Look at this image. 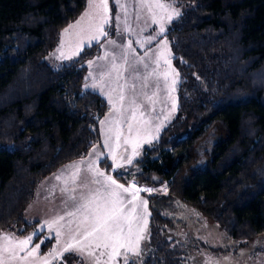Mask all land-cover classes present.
<instances>
[{
    "label": "trees",
    "instance_id": "16d2710c",
    "mask_svg": "<svg viewBox=\"0 0 264 264\" xmlns=\"http://www.w3.org/2000/svg\"><path fill=\"white\" fill-rule=\"evenodd\" d=\"M173 1L193 3L166 33L180 76L177 112L134 177L166 190L147 196L152 253L129 264H185L167 238L180 222L177 199L230 240L264 234V0ZM86 2L0 0V231L36 224L24 212L40 182L101 140L108 102L83 88L100 44L58 68L45 59ZM100 164L111 171L107 159Z\"/></svg>",
    "mask_w": 264,
    "mask_h": 264
},
{
    "label": "rangeland",
    "instance_id": "374dc122",
    "mask_svg": "<svg viewBox=\"0 0 264 264\" xmlns=\"http://www.w3.org/2000/svg\"><path fill=\"white\" fill-rule=\"evenodd\" d=\"M98 2V0H97ZM161 2L172 5L176 10L180 12V15L174 17L171 22L165 20V33L163 36L157 37L152 41L151 44L145 43L143 46L138 43V41L146 40L149 36H156L159 32V24H153L151 15L145 8L139 6L138 0H109V9H110V23L105 25L104 31L108 35L101 36L98 41L91 40L90 37L96 33L93 31H82L88 26L90 17L84 16L85 12L94 13L95 8L89 7V0L86 2V6L82 13L71 21L65 29H68V33H65V29L60 34L58 46L51 51L46 56V61L54 68H58L63 62H70L73 59L77 58L79 55H75L79 49V54L86 46H91L95 43H99L103 53L99 56H96L93 63L87 65V76L86 83L84 84V90H93L102 95L108 102V95H112L115 99L117 95L116 92H112L111 89L117 88L116 81V72L112 71L111 76L107 73L112 69V65L115 64L122 72L123 78L118 82L121 85L127 84L125 91L126 95L131 98L133 93L130 90V86L135 84V94L138 97V102L142 103L145 108L144 119L149 121L147 125L146 132H142L138 144L139 147L137 151L139 155L133 158L132 164H127L126 160L119 161L124 166L122 168L116 169L115 167L111 171H107L104 168L99 166V161L111 157L109 152L113 145L115 139L110 141V147L104 146L105 134L108 132L109 124L106 120V117L109 119L112 118L110 115L112 113V106L108 103V109L106 113L100 119V132L101 140L94 146L90 148L84 158L74 161L68 166L62 167L59 171L56 178H51V182L48 180H42L38 185L35 198L32 203L26 208L24 213V223H34L39 221V224L33 226L29 229L28 236L33 233L40 234L45 232L44 237L41 239L33 237L32 243L28 245V248L34 247L36 244H40L43 240L44 243L41 244L38 253L33 254L26 259H21L20 257L26 256L25 252H22L23 255H19L17 251L16 258L11 259L9 254L3 251L5 240L3 235L6 233L3 230L0 231V260L4 261V264H17L18 261H22L21 264H43V260L48 258L51 261V264H94L92 259L88 256L81 257L77 253H64V256L60 260L52 259L48 254L53 251L54 248H57V241L46 250V253H42L44 244L47 239L55 237L56 230L60 225L65 224L70 218L67 216L69 211H74L72 206L73 202L70 200V196L74 195L79 199L82 192L85 190L80 187V184L87 183L91 176L89 173L84 171L87 167L88 162L96 160V154L90 155L93 148L97 149V154H103L100 156V159L97 161L96 166L100 170L104 171L106 175L113 176L114 179H117L119 176H124L129 184H124L125 187H129L133 183L137 187L134 177L142 171V166L137 165V161L142 159L145 148L151 147L159 138L162 130L173 120L177 112L178 97H177V86L179 84L180 76L177 68L173 62V54L171 50L170 42L166 36L168 29L170 28L173 21L177 20L183 12L192 7L193 3H176L173 0H161ZM119 4H124L127 8V24L130 27V31L125 30V14L120 9ZM155 10V9H154ZM157 12V18L160 16H166V13ZM84 16V19L81 20V17ZM139 16V19H137ZM80 22L77 24V22ZM93 24H98V20H93ZM75 25V27H70ZM116 41L115 44H110L109 41ZM157 40H166L167 49H163L158 45ZM129 41L132 42L131 49L128 48ZM79 44L78 48L76 44L73 49L69 47L72 44ZM68 48V49H67ZM134 50V51H133ZM160 51H163L167 58L170 60V66L165 64L161 59L159 67H157L156 59ZM61 52L67 53L71 56V59H57L61 55ZM127 54V63H125L124 55ZM105 59H100V57H105ZM140 58H143V63H138ZM87 63V62H86ZM147 64L148 67L145 68L144 65ZM131 65L132 67H129ZM132 68L137 69L133 71ZM156 69L160 75H152L153 70ZM167 72V80L165 81L163 73ZM91 74V75H90ZM103 74V78H101ZM148 76V87L143 88L142 84L144 83L143 78ZM175 81V83H173ZM158 82V87H154L153 84ZM95 84L96 88H93L92 85ZM103 88V92L101 91ZM147 96H153L152 101H148ZM173 104H175V109H173ZM101 121H105L104 124H101ZM159 129V131H157ZM122 135L119 141V147L122 148L121 156H128L132 153L131 145H124V137L127 136V125H121ZM120 157V156H119ZM158 157H152V159ZM83 161V164L80 162ZM110 163V161L107 159ZM74 164H80V174L79 179L76 183H73L72 175L76 171L72 167ZM111 164V163H110ZM71 170H70V169ZM72 171V172H71ZM54 177V176H53ZM60 177V179H57ZM118 183H121L118 181ZM123 184V183H121ZM75 188L76 191L73 192L72 189ZM140 188H151L155 192H165L166 185L159 187H148L140 186ZM148 192H140L139 195L142 200L147 201V211L144 212L143 208L138 209V213H141L144 218L139 220V235L140 239L138 241V251L139 255H134L129 253V261H142L144 257L152 253V247L149 246V204H148ZM176 208L173 210L174 217L180 222H176L175 225L168 230L167 238L173 241L174 246H177L182 251V259L185 264H264V234L250 240H230L226 233L216 224L213 220L198 210L196 207L184 203L177 199L175 201ZM60 216H64V221H59L58 224H52V221L58 220ZM146 219V224H145ZM48 224H52V227L49 228ZM43 231H38L41 226ZM25 225L15 227L11 232L16 234L23 229ZM65 233L60 238V246L62 247L65 241L68 239L67 230L62 229ZM135 231V229H134ZM26 238V237H25ZM24 238H21L22 240ZM134 246H136V241H133ZM11 247H15L12 245ZM123 251V249H121ZM103 264V261H101ZM112 264H124L122 257H117Z\"/></svg>",
    "mask_w": 264,
    "mask_h": 264
},
{
    "label": "snow or ice",
    "instance_id": "6c2138e0",
    "mask_svg": "<svg viewBox=\"0 0 264 264\" xmlns=\"http://www.w3.org/2000/svg\"><path fill=\"white\" fill-rule=\"evenodd\" d=\"M139 6L145 8L151 15L152 23L159 24V32L156 36H149L146 40L138 41L141 46L145 43L151 44L159 36H163L166 29L164 26L165 20L171 22L174 17L180 15V12L176 10L172 5L161 2V0H138ZM89 7L95 8L94 13L85 12L84 16L90 17L89 24L86 28L81 29L82 31H95L98 34H94L90 37L91 40L98 41L101 36H107L108 33L104 31L105 25L110 23V9L109 0H89ZM120 9L125 14V30L130 31V27L127 24L126 17L128 15L127 8L124 4H119ZM166 13V16H160L157 18V12ZM81 17V20L84 19ZM139 19V16H137ZM93 20H98V24H93ZM80 22L78 21L77 24ZM75 27V25L70 26ZM68 29H65V33ZM110 44H115L116 41L110 40ZM158 45L161 48L167 49L166 40H157ZM132 42L129 41L128 48L131 49ZM134 51V50H133ZM79 55V49L75 53ZM105 57H100V59H105ZM71 59V56H66L63 52L57 57L60 59ZM125 63H127V54L124 55ZM163 60L165 64L170 66V60L167 58L163 51H160L157 55L156 64L159 67L160 60ZM93 61H89L91 65ZM138 63H143V58H140ZM129 67H132L129 65ZM145 68L148 67L147 64L144 65ZM133 71L137 69L132 68ZM112 71L116 72L117 88L111 89L112 92H116L117 95L115 99L112 95H108V103L112 106V116L111 119L106 117L109 124L108 132L105 134L104 146L110 147V141L115 139L117 147H119L120 137L123 134L121 131V125H127V136L124 137V145L132 146V153L126 157L117 156L115 150L109 152L112 159V165L109 167H114L116 169L122 168L124 165L120 163L121 160H126L127 164L133 163V158L139 155L137 148L139 147L138 140L142 132H146L147 125L149 121L144 119L145 106L138 102V97L135 94V84L130 86V90L133 95L129 98L126 95L127 84H119L118 82L123 78L121 70L115 65H112V69L107 73L111 76ZM91 75V74H90ZM152 75L159 76L160 74L153 70ZM165 81L167 80L168 73H163ZM103 78V74L101 76ZM144 83L143 88L148 87V76L143 78ZM175 83V81H173ZM154 87H158V82L153 84ZM96 88V85H92ZM103 92V88H101ZM148 101H152L153 96H147ZM173 109H175V104H173ZM105 121H101L104 124ZM159 131V129H157ZM96 154V160L90 161L87 167L84 169L90 174L91 179L87 183L80 184V187L85 191L81 193L79 199L76 196L71 195L69 198L72 200L74 211H69L67 216L74 219H69L65 224L60 225L56 230L55 239L57 241V248H54L48 256L55 260H60L63 258L64 253H77L81 257L88 256L92 259L94 264H112L117 257H122L124 264H129V253L134 255H139L138 251V241L141 238L139 235V220L144 218L141 213H138V209L143 208L144 212L147 211V201L142 200L139 193L144 191L149 194L153 191L151 188H140L133 183L129 187H125L124 184L118 183L116 179L111 175H106V173L100 170L96 166L97 161L100 156L97 154V149L94 147L90 155ZM84 162L81 161L80 164ZM80 164L72 165L76 171L72 175L73 183H76L79 179L80 174ZM60 179V177H57ZM73 192L76 191L75 188L72 189ZM65 217L60 216L58 220L52 221V224H58L59 221H64ZM146 224V219H145ZM52 224H48L51 228ZM43 225L38 231H43ZM62 229L67 230L68 239L65 241L63 246H60V238L65 233ZM135 229V231H134ZM36 233L27 236L22 240H16L14 237L5 236V245L3 251L9 254L11 259L16 258L17 251L25 252L26 256L20 257L21 259H26L35 253H38L41 244L44 243L42 240L40 244H36L32 248H28V245L32 243L33 237ZM136 241V246H134L133 241ZM15 245V247H11ZM123 249V251H121ZM0 264H4L3 260H0ZM43 264H51L48 258L43 260Z\"/></svg>",
    "mask_w": 264,
    "mask_h": 264
},
{
    "label": "crops",
    "instance_id": "0c3cea01",
    "mask_svg": "<svg viewBox=\"0 0 264 264\" xmlns=\"http://www.w3.org/2000/svg\"><path fill=\"white\" fill-rule=\"evenodd\" d=\"M68 33V32H67ZM76 43H74V44H72L69 48L70 49H73V47H74V45H75ZM79 47V44H76V47L75 48H78ZM68 49V48H67ZM101 54L103 53V49H101V52H100ZM66 56H69L67 53H64ZM100 55V54H99ZM99 55H97V56H99ZM62 59H64L63 57H61ZM95 58V57H94ZM94 58H92V59H94ZM92 59H90V60H88L87 61V63H86V66L88 65V63H89V61H91ZM67 61H69V59L67 60ZM61 63H66V62H63V60H61ZM86 81H87V79H86ZM86 83V82H85ZM84 87V86H83ZM102 96V95H101ZM107 100V99H106ZM113 145L114 146H112V148H111V151L112 150H115V152L117 153V156L119 157V156H121L122 154H120V152H122V148H118L117 147V144H116V141H114L113 142ZM86 156V155H85ZM81 158H84V157H81ZM81 158H79V159H81ZM107 159L110 161V163H111V165H112V159H111V157L109 158V156H107ZM76 160H78V159H76ZM76 160H73V161H71V162H69V163H67V164H65V165H63L62 167H64V166H68L69 164H72L74 161H76ZM102 161V160H101ZM101 161H99V166L101 167V168H104L101 164H100V162ZM62 167H60L58 170H56L54 173H52V174H50L49 176H47L46 178H44L45 180H48V182H51V178H56V176H58V174H59V170L62 168ZM113 168H114V165H113ZM70 169V168H69ZM105 169V168H104ZM71 170V169H70ZM106 170V169H105ZM72 172V171H71ZM110 173V172H109ZM54 176V177H53ZM122 177H124V176H122ZM125 178V177H124ZM43 179V180H44ZM129 184V183H128ZM140 187V186H139ZM38 188V187H37ZM36 191H37V189H36ZM35 195H36V193H35ZM35 198V197H34ZM34 200V199H33ZM33 202V201H32ZM31 202V203H32ZM30 205V204H29ZM28 205V206H29ZM25 213V212H24ZM35 222H37L36 224H34L33 226H36V225H38L39 224V221H35ZM32 226V227H33ZM31 227V228H32ZM31 228H29V229H31ZM4 232H6L4 235H3V237H5V236H7V237H14L16 240H20L21 238H25V237H27L28 236V232L26 231V232H23V233H20V232H17L16 234H12L11 232L13 231V230H11V231H9V230H3ZM44 235H45V232H41L40 234H37L36 235V238H39V239H41L42 237H44ZM48 241H51L50 242V245L46 248V249H44V247H43V250L41 251V254L43 253H46V250L53 244V242L55 241V239H54V237H52V238H49V239H47L46 240V242H45V244L48 242ZM45 244H44V246H45ZM19 255H23V253L22 252H19ZM22 263V261H18V263L17 264H21Z\"/></svg>",
    "mask_w": 264,
    "mask_h": 264
}]
</instances>
